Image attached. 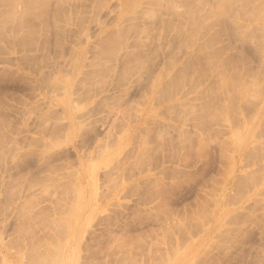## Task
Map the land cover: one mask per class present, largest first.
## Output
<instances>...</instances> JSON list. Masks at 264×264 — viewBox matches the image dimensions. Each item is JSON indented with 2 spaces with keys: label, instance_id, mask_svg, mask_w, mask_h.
Wrapping results in <instances>:
<instances>
[{
  "label": "rangeland",
  "instance_id": "rangeland-1",
  "mask_svg": "<svg viewBox=\"0 0 264 264\" xmlns=\"http://www.w3.org/2000/svg\"><path fill=\"white\" fill-rule=\"evenodd\" d=\"M0 264H264V0H0Z\"/></svg>",
  "mask_w": 264,
  "mask_h": 264
}]
</instances>
